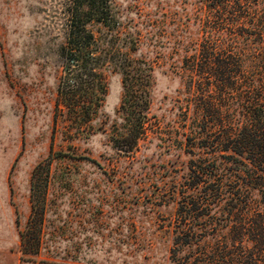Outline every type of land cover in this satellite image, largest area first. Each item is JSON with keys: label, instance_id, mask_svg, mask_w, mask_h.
Segmentation results:
<instances>
[{"label": "rangeland", "instance_id": "obj_1", "mask_svg": "<svg viewBox=\"0 0 264 264\" xmlns=\"http://www.w3.org/2000/svg\"><path fill=\"white\" fill-rule=\"evenodd\" d=\"M71 3L0 0V264H191L201 244L184 239L210 245L209 221H228L223 203L197 202L210 184L189 169L215 149L189 70L211 38L207 2L111 0L94 28L105 89L69 105Z\"/></svg>", "mask_w": 264, "mask_h": 264}, {"label": "trees", "instance_id": "obj_2", "mask_svg": "<svg viewBox=\"0 0 264 264\" xmlns=\"http://www.w3.org/2000/svg\"><path fill=\"white\" fill-rule=\"evenodd\" d=\"M206 2L212 15L211 38L194 52L189 70L203 81L201 88L198 83L196 114L204 123L201 132H206L205 123L214 127L210 146L215 149L207 161L196 159L202 166L189 169L202 172L210 184L197 202L223 203L228 221L221 225L209 221L216 235L210 245L204 235L190 236L184 244H201L197 255L191 254L195 256L191 264H264V0ZM68 10L64 79L74 76L59 87V94L69 104L78 90L88 99L96 88L105 89L97 68L111 53L107 55L102 34L94 28L110 26L114 13L111 0H72ZM128 101L126 95L123 104ZM34 187L32 179V191Z\"/></svg>", "mask_w": 264, "mask_h": 264}]
</instances>
